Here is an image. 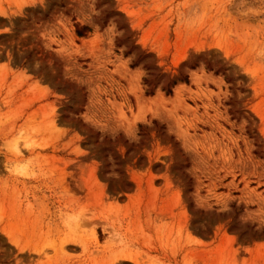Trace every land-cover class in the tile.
Listing matches in <instances>:
<instances>
[{"label":"rangeland","instance_id":"rangeland-1","mask_svg":"<svg viewBox=\"0 0 264 264\" xmlns=\"http://www.w3.org/2000/svg\"><path fill=\"white\" fill-rule=\"evenodd\" d=\"M0 264H264V0H0Z\"/></svg>","mask_w":264,"mask_h":264},{"label":"trees","instance_id":"trees-1","mask_svg":"<svg viewBox=\"0 0 264 264\" xmlns=\"http://www.w3.org/2000/svg\"><path fill=\"white\" fill-rule=\"evenodd\" d=\"M88 31L89 30V28L87 27V26H83V27H81V28H78V29H76V34L78 35V36H83L84 35V31ZM183 81H187V77L185 76L183 79H182ZM175 84V81H173L172 82V85H174ZM165 93L166 94H171V88H167L166 90H165Z\"/></svg>","mask_w":264,"mask_h":264}]
</instances>
